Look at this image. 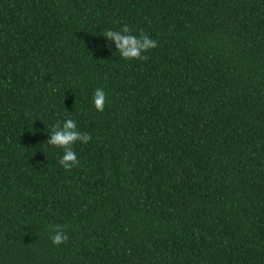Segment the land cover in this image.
Returning <instances> with one entry per match:
<instances>
[{
  "label": "trees",
  "instance_id": "obj_1",
  "mask_svg": "<svg viewBox=\"0 0 264 264\" xmlns=\"http://www.w3.org/2000/svg\"><path fill=\"white\" fill-rule=\"evenodd\" d=\"M0 264H264V0H0Z\"/></svg>",
  "mask_w": 264,
  "mask_h": 264
},
{
  "label": "clouds",
  "instance_id": "obj_2",
  "mask_svg": "<svg viewBox=\"0 0 264 264\" xmlns=\"http://www.w3.org/2000/svg\"><path fill=\"white\" fill-rule=\"evenodd\" d=\"M104 37L115 42L116 50L124 60H146L147 56L142 55V53L157 47V41L149 38L143 32H141L139 37L133 35L131 28L127 25L119 31L107 30L104 33ZM105 98L106 94L102 89L95 90L93 103L97 111L103 112ZM90 139L91 137L88 133L81 134L80 131H77L76 122L68 118L63 122L62 128L60 122L53 126L51 139L47 141V144L63 150L64 154L59 163L65 170L70 171L73 166H78L80 163L73 150V145L77 142L87 144ZM52 231L51 240L53 245L59 246L67 242L68 236L60 226H56Z\"/></svg>",
  "mask_w": 264,
  "mask_h": 264
}]
</instances>
